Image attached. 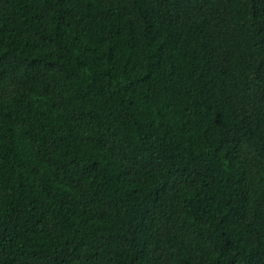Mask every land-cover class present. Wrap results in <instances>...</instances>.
Masks as SVG:
<instances>
[{
  "label": "trees",
  "instance_id": "trees-1",
  "mask_svg": "<svg viewBox=\"0 0 264 264\" xmlns=\"http://www.w3.org/2000/svg\"><path fill=\"white\" fill-rule=\"evenodd\" d=\"M0 264H264V0H0Z\"/></svg>",
  "mask_w": 264,
  "mask_h": 264
}]
</instances>
